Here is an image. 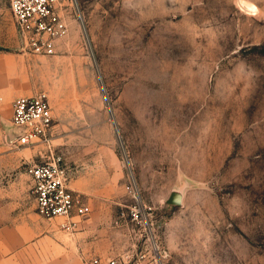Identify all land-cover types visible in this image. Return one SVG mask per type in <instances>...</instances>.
I'll use <instances>...</instances> for the list:
<instances>
[{
	"label": "rangeland",
	"instance_id": "1",
	"mask_svg": "<svg viewBox=\"0 0 264 264\" xmlns=\"http://www.w3.org/2000/svg\"><path fill=\"white\" fill-rule=\"evenodd\" d=\"M65 2L38 91L100 198L81 222L103 255L264 264V0Z\"/></svg>",
	"mask_w": 264,
	"mask_h": 264
},
{
	"label": "crops",
	"instance_id": "2",
	"mask_svg": "<svg viewBox=\"0 0 264 264\" xmlns=\"http://www.w3.org/2000/svg\"><path fill=\"white\" fill-rule=\"evenodd\" d=\"M33 54L19 40L10 0H0V264H84L92 256L108 257L103 255L107 251L101 233L92 226L96 219L81 222L100 198L88 176L66 158L69 188L82 197L90 212L73 217L80 221L73 233L61 230L63 218L48 222L37 212L34 183L26 168L41 161V150L19 145V129L13 125L15 100L40 92ZM57 125L54 122V130Z\"/></svg>",
	"mask_w": 264,
	"mask_h": 264
},
{
	"label": "built area",
	"instance_id": "3",
	"mask_svg": "<svg viewBox=\"0 0 264 264\" xmlns=\"http://www.w3.org/2000/svg\"><path fill=\"white\" fill-rule=\"evenodd\" d=\"M65 0H10V8L21 43L36 55L50 56L56 52L57 41L69 34L64 10ZM73 4V3H72ZM13 125L19 129V145L44 144L40 162L27 164L37 202V212L44 218H63L62 230L75 232L80 221L90 212L82 197L69 188L70 169L65 157L52 144L54 115L45 92L18 97L14 102ZM145 252L129 250L118 256H92L84 264H151Z\"/></svg>",
	"mask_w": 264,
	"mask_h": 264
},
{
	"label": "water",
	"instance_id": "4",
	"mask_svg": "<svg viewBox=\"0 0 264 264\" xmlns=\"http://www.w3.org/2000/svg\"><path fill=\"white\" fill-rule=\"evenodd\" d=\"M183 199V191L180 189L173 190L167 202L171 204H181Z\"/></svg>",
	"mask_w": 264,
	"mask_h": 264
}]
</instances>
